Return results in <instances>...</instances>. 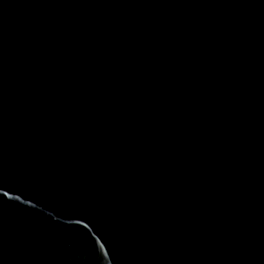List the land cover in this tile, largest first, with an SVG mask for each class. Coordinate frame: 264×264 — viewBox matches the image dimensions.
<instances>
[{"label":"water","instance_id":"95a60500","mask_svg":"<svg viewBox=\"0 0 264 264\" xmlns=\"http://www.w3.org/2000/svg\"><path fill=\"white\" fill-rule=\"evenodd\" d=\"M0 264H264V0H0Z\"/></svg>","mask_w":264,"mask_h":264}]
</instances>
